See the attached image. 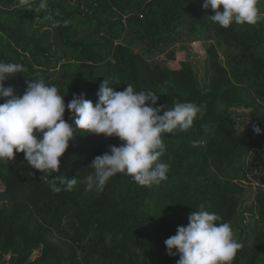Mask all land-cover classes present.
<instances>
[{
    "label": "trees",
    "instance_id": "obj_1",
    "mask_svg": "<svg viewBox=\"0 0 264 264\" xmlns=\"http://www.w3.org/2000/svg\"><path fill=\"white\" fill-rule=\"evenodd\" d=\"M202 4L0 0V61L25 69L4 81L15 95L42 78L57 86L65 105L80 93L95 104L106 79L116 91L130 83L137 92L157 93V106L200 108L189 130L162 134L160 159L169 171L150 187L119 173L102 192L86 190L92 160L121 142L80 130L50 177L32 169L22 152L0 162V264H176L179 255L169 256L164 241L201 206L231 224L242 245L232 264H264V187L254 205L242 208L244 180L264 155V19L223 28ZM257 6L264 15V0ZM181 35L197 48L209 42L205 84ZM236 109L248 111L249 125L241 127ZM64 119L71 123L67 108ZM55 176H76L78 183L55 192L49 184ZM254 178L264 184V176Z\"/></svg>",
    "mask_w": 264,
    "mask_h": 264
},
{
    "label": "clouds",
    "instance_id": "obj_2",
    "mask_svg": "<svg viewBox=\"0 0 264 264\" xmlns=\"http://www.w3.org/2000/svg\"><path fill=\"white\" fill-rule=\"evenodd\" d=\"M258 3L203 0L202 9H211L210 20L228 28L233 23L255 25L264 19ZM221 6L223 11L219 10ZM24 70L21 64L0 61V98L4 99L0 103V162L12 161L15 153L22 152L32 169L50 177L59 171L60 158L77 130L116 137L120 145L109 146L107 152L96 156L90 164L93 171L83 181L86 190L97 193L119 173L130 176L140 186L150 187L166 180L169 165L160 159L166 149L162 134L189 130L200 112L193 102H175L172 108L157 106V93L137 92L130 83L116 91L106 79L99 86L95 104L80 93L73 94L65 105L57 86L46 84L42 78L27 82L23 95L18 96L12 87L4 86V81ZM66 108L71 123L64 119ZM253 132L260 134V127L253 125ZM77 183L76 176L49 180L55 192L72 190ZM187 219V226H178L176 234L164 241L169 256L179 255L176 264H232L242 245L231 224L221 222L218 214L202 206L189 213Z\"/></svg>",
    "mask_w": 264,
    "mask_h": 264
},
{
    "label": "rangeland",
    "instance_id": "obj_3",
    "mask_svg": "<svg viewBox=\"0 0 264 264\" xmlns=\"http://www.w3.org/2000/svg\"><path fill=\"white\" fill-rule=\"evenodd\" d=\"M181 42H183L185 45H182V47H184L185 49H188V52L190 54H192L191 56V61L193 62L194 65H196V69L198 70V75L200 77V80L202 81V84H205L207 82V77H209V75L205 74L206 69H205V57H206V52L204 51V49L209 46V42H207L206 40H201L199 41V47H195L194 43L188 40L186 41L184 38V35H181V40H179ZM215 42V41H214ZM179 46H181L180 44H178ZM190 48V49H189ZM218 49L220 52H222V47L218 46ZM164 56L160 55L159 60H162ZM206 78V80H205ZM205 81V82H204ZM235 114L237 115V119L239 120L241 127H246L247 125H249L250 119H249V113L247 110L244 109H236L234 110ZM255 163H256V169L253 170L252 173L248 174V179L244 180L245 182V187H246V191H245V199L244 202L242 204V208H248V206L254 205L253 203V199H254V194L255 191L257 190L258 187H264V184L262 185L259 180L255 179L254 176H264V155L260 154V159L257 158L255 159ZM3 186L0 183V189H2ZM247 213L244 214V216L246 217V220L249 221L250 218L249 216L246 215ZM37 253L35 252V255Z\"/></svg>",
    "mask_w": 264,
    "mask_h": 264
}]
</instances>
